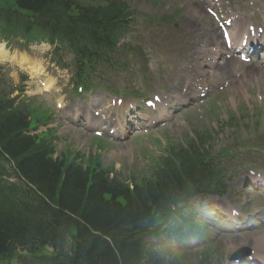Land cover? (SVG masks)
Masks as SVG:
<instances>
[{
    "label": "trees",
    "instance_id": "trees-1",
    "mask_svg": "<svg viewBox=\"0 0 264 264\" xmlns=\"http://www.w3.org/2000/svg\"><path fill=\"white\" fill-rule=\"evenodd\" d=\"M8 6L1 33L62 42L86 76L114 65L128 19L121 0H10ZM27 116L0 94V261L6 264H150L142 258L145 220L166 202L207 191L213 181L223 186L222 168L202 143L162 158L130 188L71 159H51L42 141L25 135Z\"/></svg>",
    "mask_w": 264,
    "mask_h": 264
},
{
    "label": "rangeland",
    "instance_id": "rangeland-1",
    "mask_svg": "<svg viewBox=\"0 0 264 264\" xmlns=\"http://www.w3.org/2000/svg\"><path fill=\"white\" fill-rule=\"evenodd\" d=\"M86 2L100 3L102 0H83ZM127 4L138 11L140 14H146V17L156 18L148 21H143L137 27L139 31L136 33V37L131 39L129 43L132 45L130 51L126 53V65L123 69V75L121 76L122 84L119 87H133L140 86L142 89L152 91L159 87L162 83L165 84L171 76L175 74V67L180 68L178 52L180 48H187L197 44L198 42L209 41V36L204 30L205 24L209 21V17L198 5L188 0H125ZM3 3H0L2 5ZM200 12V13H197ZM199 25L201 28H199ZM136 27V28H137ZM135 28V29H136ZM134 29V30H135ZM206 34V37L204 38ZM158 48L164 53L163 58L158 64ZM172 48V49H171ZM146 50L151 56V62L155 64H147L146 70L143 69L145 62V55L149 58V54H145ZM48 48L38 47L31 49V56L41 62V70L44 74H47L55 79V84L60 88L68 90L67 76L65 72H61L49 64L45 58V51ZM14 54H17L15 52ZM183 58V56H181ZM9 61L0 59V65L3 67L4 72L7 74V78L11 80L12 85L16 86L19 75L26 73V69L15 68L8 64ZM173 64L172 66H169ZM150 70V71H149ZM144 73L156 75L153 79V83L148 81H142L141 76ZM177 73V72H176ZM185 72L180 71L177 73L179 76H189ZM253 73L248 75L242 82V78L236 79L231 82L232 85H228L225 89L216 93L212 99H208L207 102H203L195 107H191L186 110L175 122L168 125L160 135L162 136V143H156L153 138L156 135H146V137L137 138V143L131 141L125 142L120 146L114 145L111 149L107 148L101 156L102 161H110L113 164V168L122 174V178L127 179L129 176L130 181H137L139 178L136 176H142L146 174L149 167V162L154 161L161 155V152L157 151L166 148V146H176L177 144L185 143L187 140L196 136V134H212L215 133V138L218 140L215 151L218 147L224 146L225 151L228 153L235 152L236 156L233 157L232 163H230L229 173L231 177L229 183H227L229 189L227 194L222 198H215L220 201L237 202L240 206H245L249 210L256 206L262 208L263 200L258 195H252L250 187H247L248 173L247 169L252 170L255 167H263L258 165L264 163V72H259L258 78L253 76ZM162 78V82L159 78ZM136 79V80H135ZM246 80V81H244ZM243 83V88L239 84ZM244 82L246 85H244ZM31 82L24 83V94L30 97ZM130 90V88H127ZM171 89V88H167ZM151 92V91H150ZM149 92V93H150ZM40 101V100H39ZM41 102V101H40ZM42 103H45L44 100ZM47 113H55V108L51 106H45ZM45 107H42L45 109ZM51 107V108H50ZM36 114H39L36 113ZM39 116V115H38ZM252 120H256V129H245L244 124L249 123ZM229 125L225 128V124ZM58 122L49 123L47 127L38 126L35 133H44L47 128L55 127ZM54 137H59L56 142V154L54 157H58L61 152H78L88 154L90 138L72 135L65 132L61 128L53 130ZM193 135V136H191ZM148 136V137H147ZM189 138V139H188ZM187 139V140H186ZM99 143V139L95 140V144ZM90 147V146H89ZM83 148V149H82ZM105 149V148H104ZM83 150L84 152L78 151ZM137 151V153H136ZM146 151L145 155L150 158L149 162L145 161L143 157L138 156L139 152ZM149 151V152H148ZM116 152V156L109 155ZM123 152L125 154L123 155ZM106 153V154H105ZM97 156L95 153H92ZM261 169V168H260ZM146 175L143 178L148 177ZM247 182V183H246ZM207 206L210 204L206 203ZM264 235V230H256L251 233L245 234L241 237H231L212 240L211 246L205 248V251L194 253L180 251L181 259L186 262H195L199 259V256L203 252H207L211 259L214 260L212 264L216 263V258H227L234 250L231 246H250V238H255ZM201 249V248H200ZM46 251V250H45Z\"/></svg>",
    "mask_w": 264,
    "mask_h": 264
},
{
    "label": "bare ground",
    "instance_id": "bare-ground-1",
    "mask_svg": "<svg viewBox=\"0 0 264 264\" xmlns=\"http://www.w3.org/2000/svg\"><path fill=\"white\" fill-rule=\"evenodd\" d=\"M256 75H257V73H256ZM246 81V80H245ZM262 245L264 246V242L262 241Z\"/></svg>",
    "mask_w": 264,
    "mask_h": 264
},
{
    "label": "snow or ice",
    "instance_id": "snow-or-ice-1",
    "mask_svg": "<svg viewBox=\"0 0 264 264\" xmlns=\"http://www.w3.org/2000/svg\"><path fill=\"white\" fill-rule=\"evenodd\" d=\"M151 104V102H149Z\"/></svg>",
    "mask_w": 264,
    "mask_h": 264
}]
</instances>
